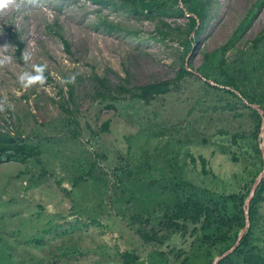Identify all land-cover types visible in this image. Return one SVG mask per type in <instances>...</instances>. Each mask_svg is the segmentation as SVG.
I'll list each match as a JSON object with an SVG mask.
<instances>
[{
    "label": "rangeland",
    "instance_id": "374dc122",
    "mask_svg": "<svg viewBox=\"0 0 264 264\" xmlns=\"http://www.w3.org/2000/svg\"><path fill=\"white\" fill-rule=\"evenodd\" d=\"M19 2L18 9L12 6L0 12V47L7 46L0 48V57L12 58L0 68V102L5 109L0 112V132L23 131L24 141L40 148V162L0 164V259L11 255L14 264H48V249L58 246L51 253L52 264H122L117 255L127 251L138 257L135 264H180L191 254V247L197 246L198 234H192V227L185 238L159 234L158 240L147 245L137 230L160 232L165 208L175 203L174 195L166 190L173 178L179 185L194 184L193 195L205 202L227 199L220 205L230 212L229 198L241 194L250 174L258 169V161L245 160V142L235 146L231 140L232 133L249 127L246 110H222L224 104H216L195 89L201 87L200 81L205 82L204 75L211 85H215L211 80H224L218 74L222 54L231 62L235 49H245L264 35V0H212L213 18L188 55L192 75L163 101L142 106L126 99L118 103L116 113L99 109L87 96L93 75L115 83L129 71L132 84L171 79L179 67L176 46L158 40L154 23L85 0ZM103 18L130 34L97 28ZM6 27L21 33L23 52L30 55L27 62L21 59L23 52L19 60L14 55L2 31ZM51 29L64 35L69 52ZM226 44L229 48L223 51ZM36 65L44 66L43 75L54 80L25 90L19 77L25 72L35 75ZM259 71L252 84L262 90L264 67ZM67 82L78 95L77 125L70 129L78 133L76 138L60 121L65 116L58 103L67 98ZM189 107L194 112L188 117V127L178 120ZM107 120V133H100ZM194 131L200 134L196 145L185 141L193 140ZM81 160L95 165L97 180L72 188V180L84 175L86 165ZM135 213L142 220L150 218V224L128 227L122 217ZM258 232L264 238V227ZM72 246L78 250L75 260L62 259L60 249L72 250Z\"/></svg>",
    "mask_w": 264,
    "mask_h": 264
},
{
    "label": "trees",
    "instance_id": "16d2710c",
    "mask_svg": "<svg viewBox=\"0 0 264 264\" xmlns=\"http://www.w3.org/2000/svg\"><path fill=\"white\" fill-rule=\"evenodd\" d=\"M92 4H98L101 7H108L135 18H142L155 24V31L160 42L171 43L176 46L179 53L175 64L179 67L175 72L174 77L166 80H156L145 84H132L129 81L131 77L129 71H125V77L119 78L117 82H109L105 77H100L94 74L92 77L93 86L91 93L87 96L92 103H97L96 106L106 111L116 113L118 103L128 99L138 105L149 106L163 99L171 93L178 90L180 83L187 77L191 76V63L188 61L189 53L193 50V46L198 44L200 36L208 27L213 18L212 15V0H85ZM186 15H189L188 17ZM103 27L107 33H117L124 31L130 34L129 30L121 27L117 23L108 21L103 18L99 21L97 28ZM2 31L7 35L8 40L14 47V55L18 60L24 50V40L21 38V33L10 27L3 28ZM52 36L56 37L68 50V43L64 35L57 30L51 29ZM228 44V43H227ZM222 47L223 51L229 48V45ZM264 67V35L256 37L251 41V45L245 49H235V57L233 61L226 62L223 54L218 61L219 75L224 77V80H211L215 85H211L208 81V76H203L205 82H201V87L196 88L199 95H203L207 99L211 98L216 104L222 103L225 108L222 110H236L243 108L246 110L245 119L249 127L245 132H234L231 135V140L237 146L239 141H244L247 149V158L245 160H254L259 162L258 169L250 174L248 180L243 186V192L239 195H231V211L220 205L226 203L227 199L217 200L213 202H205L191 191L194 184L187 183L179 185L180 182L173 178L166 188L174 196L175 203L172 206L165 208L163 222L158 224L159 233L152 231L137 230L140 240L144 244H149L158 240L159 234L163 238H172L173 236L186 237L188 229L192 227V234H198L196 240L197 246L191 247L192 252L185 257L180 264H212L214 259L229 250L236 242L238 234L245 225L243 212V204L251 191L252 184L261 173L263 168V159L259 149L260 130L262 119L264 117V89L260 90L253 86V81H257V77L261 72L258 68ZM260 74V75H259ZM46 79L51 82L54 79L48 74H44ZM200 78V77H199ZM198 79V78H197ZM69 87L67 98L64 101L62 89L59 88L57 93L60 102L58 107L62 110L64 118H60L63 129H69V133L73 138L78 137L75 130H70L71 126L77 125L78 108L75 100L78 95L74 92V87L71 83H66ZM221 86V87H220ZM202 93L200 94V92ZM199 101V100H198ZM196 104V103H195ZM73 106V107H71ZM214 108V107H210ZM216 107L214 108V110ZM261 110L262 113H259ZM194 112L193 107L187 108L184 116L178 121L184 122L186 126L191 125L188 119ZM207 112V109L204 110ZM110 120L101 124L100 133H107ZM193 129L196 127L194 125ZM173 127H177L176 124ZM192 129V130H193ZM148 134V133H147ZM23 131L15 129L14 134L9 132H0V164L12 160H20L26 162L34 160L40 162V148L37 144L24 141L22 138ZM193 140L185 139L189 144H199L200 134L194 131ZM132 136L129 135L126 140L131 142ZM202 143L206 142L202 136ZM180 142V140H179ZM235 154V153H234ZM236 155V154H235ZM232 155V160L238 162V158ZM103 158V156H101ZM84 175H81L72 180V188H75L79 182L96 181L97 175L94 172V164L88 160H81ZM165 177L168 175L163 167H155ZM153 183H151L152 185ZM174 188V189H173ZM199 189V187L197 188ZM70 192V191H67ZM264 205V177L259 182L252 199L249 202L248 217L249 227L241 238L237 248L217 264H264V238H261L259 232L264 227V216L262 209ZM128 217V218H127ZM122 219L128 227L144 224L148 226L151 222L150 218L142 220L135 213L128 216L125 214ZM50 233L46 231L45 234ZM73 237V236H72ZM71 237V238H72ZM71 238L69 239L71 241ZM57 239V238H56ZM54 239V240H56ZM160 239V237H159ZM43 238L37 241L38 245L43 244ZM65 245V241L61 239ZM161 242V239H160ZM263 244V245H262ZM45 247L44 249H46ZM61 250L62 259L68 261L67 258L75 260L73 257L78 250ZM58 246L48 249L49 254L45 255L48 264H52L53 257L51 253L57 251ZM122 264H135L138 258L132 252H121L117 255ZM11 255H6L0 259L6 264H14L10 259Z\"/></svg>",
    "mask_w": 264,
    "mask_h": 264
},
{
    "label": "clouds",
    "instance_id": "9594fccd",
    "mask_svg": "<svg viewBox=\"0 0 264 264\" xmlns=\"http://www.w3.org/2000/svg\"><path fill=\"white\" fill-rule=\"evenodd\" d=\"M15 6L17 9L20 7V2L19 0H0V12L5 11L9 7ZM4 48L5 50L7 49V46L5 47H0ZM11 57L10 56H3L0 57V68L4 67L6 64L11 62ZM21 59H23L25 62H27L30 59V55L27 52H23ZM35 68V75H32L28 72L23 73L19 77V82L22 86L23 89H27L33 85L36 84H44L46 77L43 75L44 72V66L36 65L34 66ZM74 77L72 78V82H74ZM18 95L22 94L20 92L17 93ZM4 109V104L3 102H0V112H3Z\"/></svg>",
    "mask_w": 264,
    "mask_h": 264
},
{
    "label": "water",
    "instance_id": "95a60500",
    "mask_svg": "<svg viewBox=\"0 0 264 264\" xmlns=\"http://www.w3.org/2000/svg\"><path fill=\"white\" fill-rule=\"evenodd\" d=\"M186 16L188 17L189 15H186ZM258 112L262 113L261 110H258ZM259 149H260V152H261V155H262V159H263V168H262L261 173L258 175V177L255 179L254 183L252 184L250 194L245 199L244 204H243V212H244V218H245L244 228L239 232L235 244L229 250L225 251L222 255H220L219 257L215 258L212 264H217V262H219L220 260H222L225 257H227L229 254H231L237 248L241 238L243 237V235L245 234V232L247 231V229L249 227V217H248L249 202L252 199V197L254 195V192H255L259 182L264 177V117L262 119V125H261V130H260Z\"/></svg>",
    "mask_w": 264,
    "mask_h": 264
}]
</instances>
